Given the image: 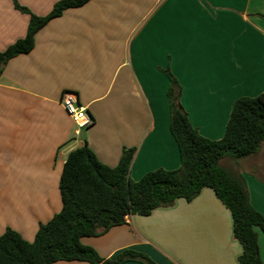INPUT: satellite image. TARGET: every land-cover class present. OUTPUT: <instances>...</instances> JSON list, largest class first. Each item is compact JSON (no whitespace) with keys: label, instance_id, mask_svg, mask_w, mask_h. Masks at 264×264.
Returning a JSON list of instances; mask_svg holds the SVG:
<instances>
[{"label":"crops","instance_id":"1","mask_svg":"<svg viewBox=\"0 0 264 264\" xmlns=\"http://www.w3.org/2000/svg\"><path fill=\"white\" fill-rule=\"evenodd\" d=\"M58 1L18 0L40 17ZM29 22L12 0H0V52L26 36ZM167 72L190 124L221 140L235 102L264 94V0H90L40 29L34 49L10 59L0 76V236L11 228L33 242L60 213L64 163L84 145L111 168L134 149L135 182L178 170ZM65 92L93 118L80 134L60 103ZM238 161L233 168L264 217V143ZM81 242L104 260L132 249L157 264H239L243 252L230 211L210 188ZM258 242L264 263L260 230Z\"/></svg>","mask_w":264,"mask_h":264},{"label":"trees","instance_id":"2","mask_svg":"<svg viewBox=\"0 0 264 264\" xmlns=\"http://www.w3.org/2000/svg\"><path fill=\"white\" fill-rule=\"evenodd\" d=\"M12 1L16 10L30 16V22L26 36L0 52V76L10 59L34 49L40 29L64 11L82 7L90 0H60L43 17L34 15L18 0ZM167 74L171 81L167 94L170 132L179 149L181 167L171 171L157 169L135 182L129 177L134 149L125 150L115 168L104 165L87 145L73 150L61 174L60 213L40 225L33 242L7 228L0 236V264H157L132 249L104 260L81 240L102 236L126 224L129 216H148L155 209L173 206L177 199L190 202L204 188L212 189L231 213L234 237L243 249L239 264H264L258 242V230L264 233V217L251 206L243 176L228 164L257 154L264 143V94L238 99L224 137L210 140L190 124L179 102L180 86Z\"/></svg>","mask_w":264,"mask_h":264},{"label":"built area","instance_id":"3","mask_svg":"<svg viewBox=\"0 0 264 264\" xmlns=\"http://www.w3.org/2000/svg\"><path fill=\"white\" fill-rule=\"evenodd\" d=\"M60 103L72 119L77 134L93 124V118L88 108L79 103L78 96L74 92H65Z\"/></svg>","mask_w":264,"mask_h":264},{"label":"rangeland","instance_id":"4","mask_svg":"<svg viewBox=\"0 0 264 264\" xmlns=\"http://www.w3.org/2000/svg\"><path fill=\"white\" fill-rule=\"evenodd\" d=\"M83 132V131H82ZM240 161H230L228 164H230L232 167H238V164ZM240 164V163H239Z\"/></svg>","mask_w":264,"mask_h":264}]
</instances>
